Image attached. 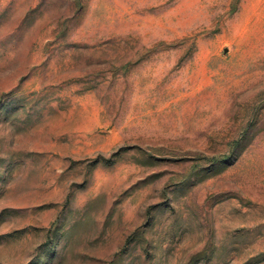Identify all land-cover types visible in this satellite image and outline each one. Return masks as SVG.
I'll list each match as a JSON object with an SVG mask.
<instances>
[{
  "label": "rangeland",
  "instance_id": "1",
  "mask_svg": "<svg viewBox=\"0 0 264 264\" xmlns=\"http://www.w3.org/2000/svg\"><path fill=\"white\" fill-rule=\"evenodd\" d=\"M0 264H264V0H0Z\"/></svg>",
  "mask_w": 264,
  "mask_h": 264
}]
</instances>
